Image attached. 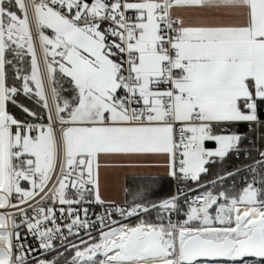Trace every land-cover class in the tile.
Here are the masks:
<instances>
[{"label": "snow or ice", "instance_id": "6c2138e0", "mask_svg": "<svg viewBox=\"0 0 264 264\" xmlns=\"http://www.w3.org/2000/svg\"><path fill=\"white\" fill-rule=\"evenodd\" d=\"M0 264H264V0H0Z\"/></svg>", "mask_w": 264, "mask_h": 264}, {"label": "crops", "instance_id": "0c3cea01", "mask_svg": "<svg viewBox=\"0 0 264 264\" xmlns=\"http://www.w3.org/2000/svg\"><path fill=\"white\" fill-rule=\"evenodd\" d=\"M141 175H147V172L141 173ZM161 175L163 173L161 172ZM131 176V173L126 174L124 171H110L106 174V179L110 186V195L118 198L123 199V186L127 183L128 178ZM164 193V192H163ZM161 190V195H163Z\"/></svg>", "mask_w": 264, "mask_h": 264}, {"label": "trees", "instance_id": "16d2710c", "mask_svg": "<svg viewBox=\"0 0 264 264\" xmlns=\"http://www.w3.org/2000/svg\"><path fill=\"white\" fill-rule=\"evenodd\" d=\"M132 183H134V182L129 177L128 180H127V184H132ZM136 183H139V181H136ZM159 183H160V186H161L162 193L163 192L166 193L168 191V189H169L167 181L166 180H161Z\"/></svg>", "mask_w": 264, "mask_h": 264}]
</instances>
